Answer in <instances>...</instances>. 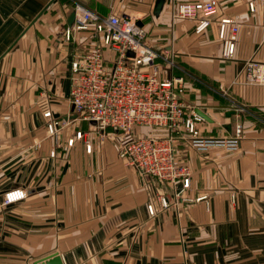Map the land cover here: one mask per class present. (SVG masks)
Returning a JSON list of instances; mask_svg holds the SVG:
<instances>
[{
    "label": "crops",
    "instance_id": "0c3cea01",
    "mask_svg": "<svg viewBox=\"0 0 264 264\" xmlns=\"http://www.w3.org/2000/svg\"><path fill=\"white\" fill-rule=\"evenodd\" d=\"M153 1L0 0V201L6 189L25 192L0 203V264H33L53 252L62 264H264V85L244 83L239 73L245 59L264 61V0H254L253 10L247 0H218L201 32L175 18L166 32L170 74L183 79L180 98L210 118L200 134L226 135L236 117L241 122L233 150L176 145V158L190 167L183 195L205 198L148 214L150 177L118 156L112 131L100 138L71 111L70 60L98 38L91 28L65 38L75 3L101 16L133 13L147 29ZM164 13L163 4L152 14ZM225 14L238 15L230 58L221 56L217 36ZM45 106L62 121L53 134Z\"/></svg>",
    "mask_w": 264,
    "mask_h": 264
},
{
    "label": "built area",
    "instance_id": "2783aa9c",
    "mask_svg": "<svg viewBox=\"0 0 264 264\" xmlns=\"http://www.w3.org/2000/svg\"><path fill=\"white\" fill-rule=\"evenodd\" d=\"M246 3L248 9L253 10L254 0ZM163 4L171 12L172 19H190L193 31L201 32L209 24L218 0H164ZM237 18V14L217 18L223 58L233 55ZM139 22L133 13L101 16L75 3L72 22L64 28L65 38L73 31L87 28L96 32L98 38L70 60L67 98L74 118L89 121L99 131L100 138L108 131L106 128L111 127L118 156L139 174L150 177L151 192L145 209L152 215L157 208L169 205L177 208L181 200L205 198L204 194L183 195L190 185V167L176 158V145L183 142L197 150L211 147L233 150L240 138L241 122L236 117L232 131L226 135H201L199 125L204 118L194 111L193 105L180 98L184 86L182 77L168 72L174 65L173 59L167 51L158 52L147 41L145 29ZM239 73L244 83L264 85V61L245 59ZM234 109L240 110L236 105ZM41 114L46 118V130L53 134L62 121L53 118L46 106ZM134 125H143L149 130L145 134L132 135L130 130ZM79 135L78 130L74 136ZM72 139L69 137L66 143L71 144ZM84 147L89 151L88 140ZM49 155H55L53 149L49 150ZM159 183L168 189L167 192H155ZM24 193L19 187L6 189L0 203L18 200Z\"/></svg>",
    "mask_w": 264,
    "mask_h": 264
},
{
    "label": "rangeland",
    "instance_id": "374dc122",
    "mask_svg": "<svg viewBox=\"0 0 264 264\" xmlns=\"http://www.w3.org/2000/svg\"><path fill=\"white\" fill-rule=\"evenodd\" d=\"M166 14H167V17H166ZM166 14L164 13L163 15H161V17L156 18V17H154L155 15H153L152 13H149L150 17H149V21L147 24V29L145 28L146 29V37L149 39L148 41H150L155 46V48L157 49L158 52H163V53H166V47H164L165 44L169 43V41L171 40V38H170L171 35L168 36L166 33V32H169L171 30L170 29L171 21H172L171 12L168 11V13H166ZM175 19L177 20L179 18H175ZM158 25H160V26H158ZM174 27L177 28L178 24H176ZM159 31H162V32H159ZM158 60H159V62H162V60L160 58H158ZM168 72L170 73V69H168ZM148 130H149V127H146L143 125H138V126L134 125L131 128L130 132L132 133V135L137 134V133H140V134L144 133L145 134ZM187 202H189V201H187ZM178 204L179 203H177V207H178ZM171 206L173 208H175V210H177V208L175 206H173V205H171ZM174 213L177 214V212H174ZM178 215H179V213H178ZM180 216H181V214H180ZM179 225H181V224H179ZM181 234H182V230H181ZM179 236H180V233H179ZM181 237H182V235H181ZM180 255L183 258L188 255L186 248H181Z\"/></svg>",
    "mask_w": 264,
    "mask_h": 264
},
{
    "label": "water",
    "instance_id": "95a60500",
    "mask_svg": "<svg viewBox=\"0 0 264 264\" xmlns=\"http://www.w3.org/2000/svg\"><path fill=\"white\" fill-rule=\"evenodd\" d=\"M164 0H154L153 5H152V13L157 15L158 12L160 11L162 5H163ZM73 19V11H70L68 17H67V23L69 24ZM140 23V22H139ZM127 53H130V51H127ZM194 111L198 113L200 116H202L204 119L210 120V118L207 116V114L201 110L199 107H194ZM233 110L229 109L226 111V115H229ZM106 130H112L111 127H107ZM33 264H62V261L60 259V256L56 253L53 252L50 255H47L42 259V261L38 260L35 261Z\"/></svg>",
    "mask_w": 264,
    "mask_h": 264
}]
</instances>
